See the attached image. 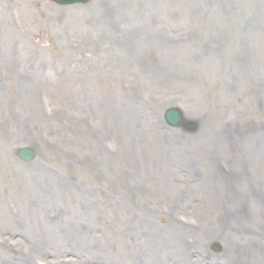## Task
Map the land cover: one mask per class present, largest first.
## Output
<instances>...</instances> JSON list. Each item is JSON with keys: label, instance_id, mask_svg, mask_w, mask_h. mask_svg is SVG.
Here are the masks:
<instances>
[{"label": "rangeland", "instance_id": "374dc122", "mask_svg": "<svg viewBox=\"0 0 264 264\" xmlns=\"http://www.w3.org/2000/svg\"><path fill=\"white\" fill-rule=\"evenodd\" d=\"M96 1L88 6L61 8L52 0H0V264H85L87 261L93 264H124L127 261L133 263L137 252L148 261L143 248H134V245L129 244L131 240L137 239L139 227H146L150 222L156 223L157 216L154 214L159 203L165 201L173 205L177 201L172 197L158 196L155 184L162 182V179H168L167 183L169 180L172 183L174 179L175 183L176 178L180 177L176 168L186 164L187 159L179 161L174 167L171 163L166 164L164 157L173 135L177 134L181 141H186L187 136L175 133L174 130L164 139L165 150L160 146L163 141L157 131L150 129L148 141L153 132L154 139L149 146L155 147L154 153L161 151L164 156L152 153L153 158L147 161L144 158V162L139 155L137 158V152L142 150V146H139L142 141L138 137L141 127L133 116L136 131H126L125 128L129 129L132 122L124 115V110H127L126 105L133 106L134 102L139 104L136 95L143 90L148 80L144 70L154 73L165 71L162 77L171 73L176 75L184 70L194 81L190 87L198 92V102H194L190 100L193 94L178 82L171 84L157 81L159 88L150 86L149 93L154 103L162 101L169 104L166 97L169 92L175 99L169 104L170 108L181 105L189 116L199 115L203 105L208 106V103L217 105L216 108L208 109L209 119L214 122L218 120L213 125L216 127L229 123L232 111L229 108L236 105L239 96L243 98L253 92L244 103L249 101L256 105L260 100V108L244 110L240 105V112H235L234 119L264 120V96L260 92L264 87V51L255 53V47H249L250 54H247L236 42L237 54L242 55L237 63V71L225 80L216 74V67L221 69V65L225 64L230 69L234 65L235 56L227 51L237 38L234 28L237 20L234 23L228 21L226 29L221 31L231 7H223V13L219 6L218 12L210 18L211 22L207 20L205 12H200L197 15L200 18L192 22L194 13L187 15L185 0H126L120 5L113 0L95 4ZM146 3L150 7L144 18L142 13L134 14L137 7H145ZM157 3L164 7L162 11L154 13L151 6ZM229 3L233 6L235 1ZM247 3V0L241 2V11L246 10ZM90 7L97 9L94 11ZM76 14L79 17L75 21ZM96 19H101L102 24L106 23V29L101 30L102 24ZM133 20L137 24H134L136 27L130 33L126 30L116 31ZM76 22L81 24L79 32L74 28ZM256 25L257 30L249 34L243 31L241 37L252 44L264 45V24ZM122 35L130 41V59H123L126 64L118 66L119 55L121 57L127 51V47L120 44ZM176 35L186 38L184 45L177 46L172 42ZM87 37L91 38L89 43H85ZM141 44L147 46L136 57ZM168 55L170 63L163 66ZM147 57L153 67L151 69L143 67L142 63ZM53 59L58 66L53 65ZM172 61L174 64L183 61L181 70L172 67ZM57 68L62 69V76L76 75V81H84L81 87L87 81L92 88L80 97L79 90L72 84L60 86L56 83L53 87ZM185 76L182 75V79ZM166 82L170 86L163 92ZM68 86H72L66 89L68 95L63 94L62 90ZM40 87L49 89L51 95L57 90L67 97L65 102L62 98L59 101L61 104L54 108L56 115H48L43 110L48 117L42 121L22 109L23 96L31 95L39 113V97L42 99L45 96ZM216 90L218 93L214 94ZM131 112L134 114L132 108ZM219 113L220 119L215 120L214 115ZM156 127L164 131L161 125ZM261 135L264 136V133ZM38 138L44 142L39 143ZM114 139H117V146L121 150L113 155L117 160L116 166L108 173L105 165H102L98 170L100 174L89 175L86 168L89 167L90 159L95 157L96 150L102 149ZM22 148L34 149L37 159L32 163L22 162L16 154ZM172 148H176L175 145ZM181 150L179 148L178 152ZM225 152L223 146L221 153L227 155ZM138 159L141 167L137 163ZM222 162L223 158L218 163L219 167ZM262 163L264 165V150ZM76 165L82 170H73ZM127 167L134 172L131 182L142 185L129 190L132 201L126 197L125 192L119 200H115L120 196L117 194L119 187L111 184L107 189V184L121 182L122 171ZM148 167L153 170L149 172ZM164 168L166 170L160 172ZM190 170L186 166L180 168L183 175ZM216 172L227 187L222 174ZM116 173L119 178H108V174L112 176ZM216 176L213 174L212 179ZM67 182L70 187L65 185ZM56 183L64 186V192L43 201V197H40L43 191L45 195L49 194V188L52 189ZM80 186L85 193L79 199L72 202L65 197H70L71 191L79 190ZM149 187L153 188L154 195L147 196ZM31 189H34V193ZM180 191L176 184L170 193L174 196L180 194ZM226 192L230 193L226 188L220 192L218 201L225 200ZM185 194L182 192L179 199L183 201L187 216L197 218L196 223L190 221L196 231L202 229L208 218L222 212L215 208L216 201L205 212L207 195L188 199ZM142 208H146L143 211L145 218L148 217L145 221L141 220ZM159 214L163 221H168V231L162 239L166 241L175 224L170 218ZM22 222L27 227L31 224L26 233L13 229V225ZM43 222L50 224L47 226L50 230L40 228ZM215 222L219 224L218 216ZM133 225L137 228L135 233L131 232ZM261 228L264 232V227ZM237 233L244 236V232ZM143 239L144 236L139 241V247ZM184 243L189 244L188 241ZM128 245L129 252L126 254ZM222 246L224 251L226 246ZM49 247L52 248L50 251L55 255L56 263H53V256L47 257ZM257 253L264 260V246ZM227 254L230 259V254ZM119 257L123 259L119 260ZM248 257L249 253L243 250L239 262H231L224 253L218 260L219 264H250ZM256 262H260V258Z\"/></svg>", "mask_w": 264, "mask_h": 264}, {"label": "bare ground", "instance_id": "6f19581e", "mask_svg": "<svg viewBox=\"0 0 264 264\" xmlns=\"http://www.w3.org/2000/svg\"><path fill=\"white\" fill-rule=\"evenodd\" d=\"M113 1H115L118 5H120V3L122 1L125 2L126 0H113ZM186 1H187V5H186L187 6V15H189L190 12H193L194 13L193 17H195L196 14L198 12H201L205 7H207L209 9L212 6V4H214V3H219L221 1L229 2L230 0H186ZM138 2H140V1H138ZM149 7H150L149 3H146L145 7L144 6H139V7L136 8L134 14H136L138 12L140 14L142 13L141 15L144 18L145 15H147V11H148ZM151 7L153 8V12L156 13V12L162 11V8L164 7V5H160L159 6V3H157L155 6L152 5ZM90 8H92V7H90ZM96 9H97V7H94L93 10L95 11ZM217 12L218 11H208L206 13V16H207V19H208L209 22H211L210 18L214 14H216ZM128 13L132 15L131 12H128ZM232 15H233L232 13H229L228 14V18L232 19ZM78 17L79 16L77 14L74 16L75 21L78 19ZM235 19L236 18H234L233 20H235ZM96 20H98V19H96ZM96 20H94V21L97 23ZM99 23L102 24V20H100ZM134 24H137L135 20H133L131 23H129L127 26L123 27L122 30H119V31L126 30L128 33H130L131 29L136 27V26H134ZM79 27H81L80 22H76V26H74V28H75V30L77 32H79ZM100 28H101V30H102V28L106 29V23H103L100 26ZM100 37H103V36L100 35ZM53 38H55V37H53ZM90 40H91V38L87 37V39H85V43H89ZM178 42L180 43V39L178 40ZM184 42L185 41H183L181 43H184ZM149 43H150V41H149ZM179 45L180 44H178L177 46H179ZM126 46H127L126 54H123L120 59H117L118 66H123L124 64H126V62L123 61V59H125V58L126 59H130L129 52L131 51V45H130V41H129L128 38H126ZM146 46L147 45L141 44V46L139 47V50L137 51L136 57H138L139 55H141L143 53V48L146 47ZM151 50H152V52L154 54L156 53L153 49H151ZM241 58H242V55H236L235 56L236 63H238L241 60ZM148 59H149V57H147V59H145V61H143L142 64H143V67H147V68L151 69L153 67L150 65ZM182 64H184V62L180 61V62L174 64L173 67H175L178 70H181L180 68H182ZM224 70H225L224 66H221V69H217L216 68V74L217 75L225 74L226 77H230L231 73H230L229 69L227 71H224ZM144 71L146 72V70H144ZM61 72H62V70H61ZM61 72L57 73V74H54V75L55 76H60ZM164 72L165 71L155 72V73L154 72H148V74L145 76V78L148 79V80L145 82V85L142 87L143 90H141V92L136 95V101H138L139 104H137V102H134L133 106L126 105V109L127 110H124L125 111L124 115L128 116L130 118L131 122H132L130 127H129V129L125 128V130L128 131L129 133H133V132L136 131L137 127L134 125L136 123H135V121L133 119V116L135 117V120L137 121V123L141 127V130H140L141 133L139 132L140 135H138V137H140V140L142 141V144H143L142 153H143V156L146 159V161L148 159H152L153 158L152 153L156 152L154 146H153V148L151 146H149V144L152 143V137L148 141V134L151 132L150 129H155L158 132L159 138L162 139V141H163V143L160 146L164 147L165 150H166V147H165V144H164V139L171 132V130H169L168 133H165V132L159 131L157 129V127H156V126L160 125V116H161L162 112L167 110V109H169V105L167 103H162V101H157L156 103H154L152 95L149 94L150 93V86H153V87L155 86L156 88H159V84H158L157 81H167V82H171V84H177V82H178L186 90H190L191 89L190 86L194 83V81L190 79V76H188V73L186 71H184V70H183L182 73H177L176 75L171 73V75L165 74L164 77H162V74ZM182 75L183 76L186 75V76L182 79ZM75 78H76V75L71 76V77L68 76L67 78L64 79V84L69 85L68 83L74 82ZM167 82L165 83V85L163 87V92L167 91L168 87L170 86ZM61 83H62V80H61ZM128 88H130V87H128ZM144 89H149V90L145 91ZM166 97H167V100H168L169 104H171L175 100L174 97H172V95L169 92L166 94ZM123 102L124 101H122V103ZM22 104H23V108L22 109H24L27 114L33 113L35 118H37V119L43 118L41 116V114L37 112V109H36V106H35V103H34V98L31 95H29V97L28 96H23ZM131 108L133 109L134 114L131 112ZM202 120L205 121V118H202ZM198 125L200 126V124H198ZM123 139L124 138L121 139L122 142H123ZM179 143L180 142L178 140H171V143H169V147L172 148L174 144H179ZM227 144H228L229 150H236L237 143L234 141L233 137H231V136L228 137ZM178 149L179 148L173 149V150L170 151V153L168 155V158H167V163L168 162L174 163L175 160H179V159H182L184 157V154L181 155L178 152ZM101 152H103V151H101ZM201 152H202V150H200V149H198L195 152L196 155L199 158L201 156ZM154 154H158V155L161 154L160 156H162L163 152L159 151V153H154ZM156 159H155V161H156ZM155 161H154V163H155ZM111 163H112L111 164V168L113 169L114 166H116L117 161H112ZM73 170H75L77 172L78 167H75ZM152 170L153 169L151 167H148V171L149 172L152 171ZM165 170H166V168H164L160 172H163ZM111 177L119 178L118 177V173L112 175ZM82 179H80V180L82 181ZM167 180L168 179H162V182L155 184V186L157 188L158 195L167 196L168 192L171 191L172 183H171L170 180H169V183H167ZM70 182L72 183V181H70ZM113 184L115 186L123 185L122 181L119 182V183H113ZM219 184H222L221 180L220 179H215L214 187H217V185H219ZM65 185L70 187V183L69 182L65 183ZM63 187L64 186L62 184L56 183L54 187L52 186V189L49 188V194L45 195V192L43 191L42 196H40V197H43V201H48L52 197H56V195H59L60 193L64 192ZM72 189H74V188H72ZM259 189H261V190L264 189V182L259 185ZM247 190L249 191L250 188L248 187ZM31 192L34 193V189H31ZM83 193H85V190L80 186L79 190H75L74 189V190L71 191L70 197H68V196H65V197H67L68 199H70L73 202L74 199L75 200L79 199ZM217 196H218V194H217ZM214 198H215V201H216L215 208L217 209V206L220 204V201H218L219 198H217V197H214ZM231 201L233 202L232 207H229V208L225 209L224 211H222L225 214V216L223 218L224 222L228 223L229 222V218H230L232 220V222H233V226H244V225H246L247 222L244 220V214L240 213L241 209L243 207H245V209H248L250 211H254L256 213V218L252 221L250 226L253 227V226H255V225L259 224V223H264V203L263 202L260 201L258 203H251V202H248V201L241 202L239 200H237V202H235L233 200H231ZM207 210H205V212ZM237 211H238V214L233 215V213H235ZM48 225H50V224L43 222V223L40 224V228H44L45 227V230H50V228L47 227ZM17 226H19L21 228L19 230H21V231H23L25 233L29 230L28 227L31 228V224L27 227V225L23 224V222H22V224H20V225L18 224ZM25 227H27V229L24 231ZM13 229H16L14 225H13ZM209 233H210V228H209V226H207L205 228V230H204L202 238L204 236H209ZM230 241H231V243L227 246V249H228V251L230 253H234L235 252V248L232 246L233 242L244 243V238H238V237L230 236ZM247 243H248V246L250 248H252V247H254L256 245H258V247H260V244H261L260 240H259V238L257 236H255L254 238L249 237ZM165 254H166V252L162 251L160 255L163 256ZM235 261L239 262L240 260L236 259ZM162 263L163 264H167V263L163 262V259H162ZM173 264H175V263H173Z\"/></svg>", "mask_w": 264, "mask_h": 264}]
</instances>
